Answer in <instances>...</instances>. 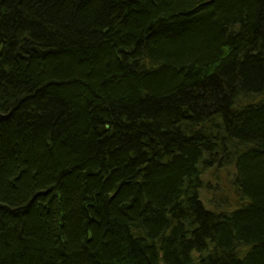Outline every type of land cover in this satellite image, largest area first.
<instances>
[{
  "label": "trees",
  "instance_id": "16d2710c",
  "mask_svg": "<svg viewBox=\"0 0 264 264\" xmlns=\"http://www.w3.org/2000/svg\"><path fill=\"white\" fill-rule=\"evenodd\" d=\"M0 264H264V0H0Z\"/></svg>",
  "mask_w": 264,
  "mask_h": 264
},
{
  "label": "rangeland",
  "instance_id": "374dc122",
  "mask_svg": "<svg viewBox=\"0 0 264 264\" xmlns=\"http://www.w3.org/2000/svg\"><path fill=\"white\" fill-rule=\"evenodd\" d=\"M206 198V197H205ZM207 199V198H206Z\"/></svg>",
  "mask_w": 264,
  "mask_h": 264
}]
</instances>
